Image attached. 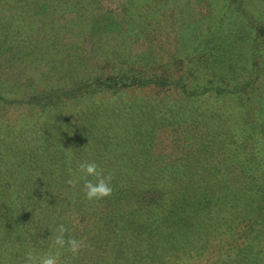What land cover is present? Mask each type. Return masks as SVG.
I'll list each match as a JSON object with an SVG mask.
<instances>
[{
	"label": "rangeland",
	"instance_id": "obj_1",
	"mask_svg": "<svg viewBox=\"0 0 264 264\" xmlns=\"http://www.w3.org/2000/svg\"><path fill=\"white\" fill-rule=\"evenodd\" d=\"M261 9L264 0H0L3 221L15 208L36 231L24 239L37 250L49 246L58 216L88 200L78 164L95 161L112 175V192L97 202V220L86 222L90 212L82 210L69 224L65 236L86 246L66 264H147L169 206L179 210L177 198L189 202L192 187L199 191L188 152L230 147L243 133L233 158L247 163L241 185L254 193L264 169V40L248 39L264 22ZM113 65L161 78L72 92ZM218 82L229 90L217 94ZM50 87L62 90L43 96ZM221 175H199L209 190L202 197L227 198L238 188L234 170L233 179ZM96 227L99 234L83 237ZM10 230L0 264H17ZM153 254L158 263L162 250Z\"/></svg>",
	"mask_w": 264,
	"mask_h": 264
},
{
	"label": "trees",
	"instance_id": "obj_2",
	"mask_svg": "<svg viewBox=\"0 0 264 264\" xmlns=\"http://www.w3.org/2000/svg\"><path fill=\"white\" fill-rule=\"evenodd\" d=\"M128 10H131L130 6ZM143 12L146 16L148 11L143 10ZM260 13L264 15V10L261 9ZM129 14L132 18L133 12ZM259 25V32L252 29L253 33L250 34L248 39L250 42L264 40V22ZM126 26L130 27L129 20L126 22ZM146 26L148 27L149 24H146ZM124 29L126 31V28ZM142 55L143 53L141 52L139 56L134 55L129 63L135 61L136 58L139 59ZM262 64L264 65V61ZM112 69L110 74L98 76L96 80H93V83L87 82L89 88L82 87L84 83L80 80L76 83L77 85L74 84L72 92L88 93L91 89L96 90L101 88H108L114 91L120 87L146 85V83L152 82L154 79L160 80L161 78L157 73L145 74L144 69H137L136 67H132V65L125 68L113 65ZM166 76L167 79L165 81H172L171 74H167ZM215 87L217 94L222 92V89H228V87H222L219 82ZM60 90H57L56 87H50L48 90L43 91L42 94L43 96L57 97L56 93ZM243 135L244 133L238 137L233 135L229 139L231 140L230 147H218L212 143L209 146L204 144L206 146L204 152L197 150V147L195 148V152H188L190 157L191 155L196 157L190 163L188 172L190 173L193 168L199 169V171H195L194 169L191 171L193 173L192 176L195 177L194 181L199 191H195V185L192 187V192L190 191L192 195H190L191 199L189 202H187L188 200L181 201L177 198L175 202L176 207L178 208L182 205L179 210L172 209L174 204L172 208L168 205L169 210L166 212V218L160 224L159 233L161 239L158 241L150 240L152 246L150 247L151 250L148 251L147 264H264V169L262 170L261 182H258L257 187L254 188V193H246V188L249 187L244 188L241 185L243 182L241 176L245 175L248 171L247 163L233 158L237 157L238 153L242 150L238 147V144H242ZM210 137L209 139L214 140L213 134ZM217 137L218 141H220L221 137L215 135V138ZM254 151L257 155L260 153L257 150ZM232 170H234L235 176L238 178L236 183L239 186L235 191L229 188L230 192L227 198L216 196V200L214 201L210 200V197H207V195L202 197V193L207 194L209 190L205 182L201 181V176L204 177L211 174L216 178L220 174H222L221 176L229 174L231 179H233L235 176L230 175ZM184 188L186 189L185 191L189 189L187 185H184ZM7 195L9 194L7 193ZM97 202L99 200H87L82 204L74 202L75 204L69 207L68 212H62L58 216V225L63 223L66 229L69 228V224L74 222L75 215L82 210L90 212L89 216L86 217V222L90 221V219L97 220V215L103 212V208L99 207ZM224 208L226 212L224 215H221V211ZM16 211L15 208H11L4 221L0 214V244L4 247L7 237L5 234L9 231L13 233L10 229L16 228L17 264H24L25 258L19 259V254L25 255L27 251L32 250L34 254L41 255L51 249L50 245L47 247H40L39 245V249L37 250L33 248V244H29L24 239L25 236H32V233L36 235V231L34 232V227L29 226V223L28 226L25 224L30 219L26 221L23 216L24 214H17ZM153 215L151 214L147 219H151L154 217ZM7 216H11V218H7ZM94 231L95 234H99V230L96 227L94 230H89L88 228L82 235L83 237H87L89 233L92 235ZM3 237H5V241L2 239ZM10 246L15 247L12 243H10ZM13 250L12 252H16L15 248ZM160 250H162V258L156 263L153 251L156 253V251L159 252ZM52 251H55V249H52ZM69 254L70 251L67 249L61 250V263L66 264Z\"/></svg>",
	"mask_w": 264,
	"mask_h": 264
},
{
	"label": "clouds",
	"instance_id": "obj_3",
	"mask_svg": "<svg viewBox=\"0 0 264 264\" xmlns=\"http://www.w3.org/2000/svg\"><path fill=\"white\" fill-rule=\"evenodd\" d=\"M78 169L83 174L80 178L83 179L82 191L86 199L99 200L111 194L112 175L106 174L95 161H82L78 164ZM88 177H92V179ZM67 231L63 223L57 225L51 230L50 249H55V251L50 250L44 254L36 255L32 250H29L25 253L24 264H61L60 253L65 247L73 256L77 255L86 246V243L83 239L66 237Z\"/></svg>",
	"mask_w": 264,
	"mask_h": 264
}]
</instances>
